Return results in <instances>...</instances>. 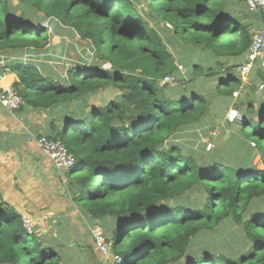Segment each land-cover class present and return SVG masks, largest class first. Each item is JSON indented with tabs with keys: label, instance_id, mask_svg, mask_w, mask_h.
Here are the masks:
<instances>
[{
	"label": "trees",
	"instance_id": "trees-1",
	"mask_svg": "<svg viewBox=\"0 0 264 264\" xmlns=\"http://www.w3.org/2000/svg\"><path fill=\"white\" fill-rule=\"evenodd\" d=\"M137 1L0 0V53L38 54L48 45L44 21L52 20L93 50V61L73 62L64 73L53 67L52 74L43 73L35 62L9 65L20 108L59 115L63 125L52 121L44 135L73 154L66 170L73 200L102 226L111 252L121 256L118 264H264V102L255 106L240 97L237 73L261 21L254 24L245 0H143L148 13ZM143 14L169 21L184 45L217 56L214 66L188 65L194 76L213 79L214 95L202 84L190 85L192 77L177 78L166 36ZM166 74L180 85L160 86ZM108 87L118 91L112 100H91ZM232 100L241 119L231 121L233 131L226 134L231 152L214 146L202 160V153L167 144L203 124L212 103L226 109ZM255 156L262 167L252 162ZM224 223L238 228V250H191L193 239ZM63 259L28 234L20 213L0 200V264H65Z\"/></svg>",
	"mask_w": 264,
	"mask_h": 264
},
{
	"label": "crops",
	"instance_id": "crops-1",
	"mask_svg": "<svg viewBox=\"0 0 264 264\" xmlns=\"http://www.w3.org/2000/svg\"><path fill=\"white\" fill-rule=\"evenodd\" d=\"M249 12L254 24H257L260 20L259 11ZM259 26L260 24L254 27V32ZM25 52L30 53L26 50L0 53V91L13 86L16 76L9 69V65L18 62L27 63L24 61ZM205 53L206 60L202 65L198 62L191 63H198L204 68L214 66L217 56L210 51L205 50ZM244 59L245 56L241 58L240 63ZM263 61L264 52L253 64L246 80L237 68L241 80L240 97L244 100L253 99L255 106L259 102H264V87L258 89L259 84L264 85V81H260L257 77L258 74L264 77ZM46 62L56 71L50 61L46 60ZM183 68L184 71H179L177 68V78H185L186 70L184 66ZM56 73L61 72L56 71ZM58 116L54 111L30 106L9 111L0 104V200L19 213L28 214L33 219V233L44 246L54 248L64 258L62 246L65 245L68 246L67 249L72 250L74 246L83 243L82 247L95 253L96 248L91 240L90 229L95 224H100L84 213L74 202L73 196L76 192L66 176V170L57 168L38 146L37 138L44 135L52 121L59 127L63 125L58 121ZM223 125L226 134L233 131V125L227 121L226 116ZM111 222L108 219L106 224L110 227ZM67 240H69L68 245ZM97 255L100 259L99 264H113L100 254Z\"/></svg>",
	"mask_w": 264,
	"mask_h": 264
},
{
	"label": "rangeland",
	"instance_id": "rangeland-1",
	"mask_svg": "<svg viewBox=\"0 0 264 264\" xmlns=\"http://www.w3.org/2000/svg\"><path fill=\"white\" fill-rule=\"evenodd\" d=\"M13 4H16L18 0H11ZM135 5L141 12H149V8L143 0H138ZM146 20L149 22L150 26H154L160 34L165 37V42L172 52L176 65H183L185 67L186 73L184 80H188L191 77L193 85L196 89L202 88L206 89L208 93L213 94L214 84L213 79H203L201 76H193L189 70L188 65L191 62H198L201 65L206 60L205 50L203 51L200 47H195L191 45H184L181 41L176 39L172 32V24L167 20L153 19L148 15L143 14ZM48 21V20H47ZM48 25V45L46 48L41 49L38 54L24 53L25 62H35L38 65V69L46 74H52V70L49 69L46 60L50 61L54 66L56 71L65 72L69 63L80 62V61H93V50H91L89 42L80 40L78 35L70 29L69 27L58 25L55 20L48 21L45 23ZM168 23V25H167ZM54 34L57 37L54 38ZM213 63V62H211ZM109 63L102 64V67L109 68ZM209 67V66H208ZM203 79V80H202ZM180 85L178 81L174 85ZM118 91L115 88L108 87L101 90L100 93L91 97V100L95 103H106L112 100ZM224 98V97H223ZM227 108L224 109L223 103H212L210 105V112L206 113L207 117L203 124H197L192 129L182 130L176 133L174 136L167 140V144H177L183 147V150L189 149L198 153H202L200 156L202 160H206L210 154H206L213 150L214 146L220 147L222 150H228L231 152L230 147H228L229 140L226 133L222 132L224 129L223 121L225 114L229 109L235 108L237 105L236 100H232L227 104ZM220 108V111L218 110ZM220 113V114H219ZM218 119V122L216 121ZM203 144L206 145L203 149ZM253 143L250 142V145ZM206 148V149H205ZM222 152V151H221ZM205 153V154H204ZM241 154V153H240ZM253 163H257L259 167L262 164L259 161V156L253 158ZM90 236V235H89ZM86 239V237H85ZM67 245L69 240L66 241ZM77 243V242H76ZM242 243V238L239 236V230L235 225L230 223H224L218 227L209 230L197 238L191 241V250L197 251L201 247L215 248L220 252H232V249L238 250ZM83 243H79L74 246L72 250L67 249L68 246H62V252H64L63 261L65 264H99V256L97 253H93L89 249L86 250ZM82 248V249H81Z\"/></svg>",
	"mask_w": 264,
	"mask_h": 264
},
{
	"label": "built area",
	"instance_id": "built-area-1",
	"mask_svg": "<svg viewBox=\"0 0 264 264\" xmlns=\"http://www.w3.org/2000/svg\"><path fill=\"white\" fill-rule=\"evenodd\" d=\"M246 7L249 11H261L260 26L253 33L251 42L245 54L244 61L241 62L239 70L242 77L246 80L250 69L255 61L264 52V0H245ZM168 25V23H167ZM264 64V61L262 62ZM179 71H184L182 65H177ZM176 77L174 75L166 74L159 80V85H174ZM263 84H259L258 89H262ZM238 91H233V96H237ZM0 104L7 110L15 111L23 105V100L17 90L13 86H9L0 91ZM227 121L240 120L241 114L237 109H229L225 115ZM37 143L41 151L54 163L57 168L69 169L74 164V156L69 149L59 139H51L45 135H40L37 138ZM253 145V144H252ZM21 223L23 229L31 234L33 232V219L26 214L20 213ZM90 234L93 243L99 254L113 264H118L121 261V256L117 253L111 252V241L107 238L100 225L95 224L90 229Z\"/></svg>",
	"mask_w": 264,
	"mask_h": 264
},
{
	"label": "water",
	"instance_id": "water-1",
	"mask_svg": "<svg viewBox=\"0 0 264 264\" xmlns=\"http://www.w3.org/2000/svg\"><path fill=\"white\" fill-rule=\"evenodd\" d=\"M260 15H261V11H259Z\"/></svg>",
	"mask_w": 264,
	"mask_h": 264
}]
</instances>
